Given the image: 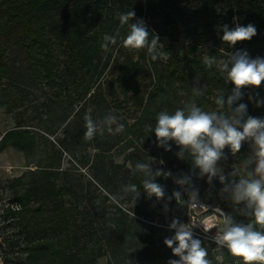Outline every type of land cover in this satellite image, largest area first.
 <instances>
[{
  "label": "trees",
  "instance_id": "obj_1",
  "mask_svg": "<svg viewBox=\"0 0 264 264\" xmlns=\"http://www.w3.org/2000/svg\"><path fill=\"white\" fill-rule=\"evenodd\" d=\"M129 11L135 13L133 24L142 22L149 33V43L157 40L152 53L145 47L135 58L133 51L124 47L131 24H121L117 14ZM238 25H252L256 34L234 44L224 41L225 27L231 31ZM262 34L264 0H0V110L18 116L12 127L4 133L0 130V153L9 147L23 152L29 168L16 179L0 182L4 186L0 189L10 187L13 202L21 205L20 211L8 209L6 214L15 220L12 226L17 232L13 240L5 239L4 264H98L105 254L116 258L124 251L138 227L144 238L159 230L158 251L168 257L178 242L169 247L165 241L173 239L177 231L146 225L156 219L153 213H159L164 202L154 199L152 211L141 220H130L118 208L111 223L95 228L81 222L83 213L67 196L76 200L82 196L70 183H56L66 142L86 140L87 128L81 118L86 108L112 120L119 116L109 98L116 109L122 108V103H132L136 112H141L131 126L122 120L124 128L139 138L145 126L156 128L160 114L174 115L180 110L187 116L192 108L226 119L241 132L249 119L264 123V82L253 91L248 85L237 87L229 76L241 56L264 62V37H257ZM105 35L114 37L116 43L105 41ZM152 55L157 58L152 60ZM113 67H117L116 73L106 80V72ZM117 96L123 99L117 102ZM62 126L63 136L57 134ZM49 136L61 145L58 161L47 162L39 153L41 144L55 148ZM155 137L168 164L172 167L173 160H178L180 175L202 170L191 146ZM131 144L134 146L132 140ZM248 145L245 136L235 153L241 155L238 163L246 181L253 183L257 182L253 166L243 164ZM230 151L234 152L231 147ZM135 180L132 182L137 184ZM183 188L188 202L182 211L176 213L171 193L165 201L172 224L187 222L191 201L197 200L207 209L202 218L210 215L209 208L214 205L227 213L236 211L238 219L251 220L257 230L264 227L255 222L249 200L236 199L237 187L216 195L193 186ZM86 197L90 199V194ZM158 220L165 222L161 216ZM189 231L206 249L209 264H243L241 257L203 231ZM155 243L138 249L148 262L153 259L148 254L155 251ZM175 254L172 252V257ZM111 255L110 263H117Z\"/></svg>",
  "mask_w": 264,
  "mask_h": 264
},
{
  "label": "rangeland",
  "instance_id": "obj_2",
  "mask_svg": "<svg viewBox=\"0 0 264 264\" xmlns=\"http://www.w3.org/2000/svg\"><path fill=\"white\" fill-rule=\"evenodd\" d=\"M236 20L235 18V25L237 24ZM129 24L133 25L131 19L127 22V25ZM257 37L261 38L264 36L262 34ZM110 38L114 37L111 36ZM141 50H131V52L133 51L132 54L136 55L135 58H137L138 51ZM116 71L117 67L111 68L110 71L106 72L105 79H111ZM248 86L251 90L256 91L263 85ZM105 92L106 94L108 93L107 85L105 86ZM116 99L119 102L123 97L117 96ZM108 101L111 103L112 109L119 116L115 120H112L110 117L100 115L98 111H91L89 108L82 110L81 118L85 120L86 116L90 117L96 126V132L92 138L79 143L67 141L66 150H64L62 155V163L60 168L57 169V185L61 186L65 182L70 183L77 194L82 196L79 200L70 198V196H67V199H71L75 206L83 213L80 216V220L84 225L92 223V225L96 226L104 222L109 223L110 220L113 221L114 218H117L118 208L124 210L130 220H141L144 215H149V211H152L153 200L156 199L157 203L164 202V204L161 205L159 213H153L156 219L153 222L148 221L146 225H154L158 228L166 229L171 228V230L176 231L183 225L188 230L192 229L199 233L203 231L214 241L222 234V229L225 226L224 220L226 218L231 219L232 223L236 225L248 226L251 224L253 230L264 232V227L262 230H257L254 222L251 220L247 218L242 220L238 219L239 214L236 211L227 213L214 205H211L209 208V216L205 218L200 216L201 213L207 210L205 209L198 213L200 220L197 217L195 220L190 218L187 222L176 223V227L173 228L169 207L165 204L166 199H169L167 198L169 193L175 198L177 205L176 213H179L183 210L185 203L188 202L187 190L183 187H197L213 193V195L223 190L229 191V189L238 187L241 181H246L243 169L238 163L241 155L231 152V146L226 145L223 149L219 150V158L214 163V174L204 172L203 170H196L191 173L187 171L186 176H182L179 174L180 164L178 160L176 161L174 157L173 166L171 167L164 158L163 152L155 139V129L151 130L150 127L145 126L143 136L139 138L137 134L124 128L122 120L126 121L128 126H131L140 116L141 112H136L132 103H122V108L116 109L110 98ZM17 118L18 116L7 115L3 110H0V130L4 132L12 127ZM73 119L74 117L70 120ZM121 124L123 125V130L117 131ZM63 127L58 129L57 134L63 136ZM260 133L261 131L258 129L256 135ZM49 138L55 142L53 136H49ZM146 138L152 139V141L147 142ZM202 139L205 143H208L210 140L206 136L202 137ZM247 139L249 147L243 164L250 163L253 166L256 181L264 183V172L257 171L261 157L258 155L260 148L256 142V136L249 135ZM131 140L134 142V146L131 144ZM104 141L106 143L101 148L99 144ZM55 144V148L53 149L41 144L39 153L43 157H47V162H51L52 160L58 161L57 151L62 150V148L57 139ZM9 151L7 149L6 153L0 154V166L10 165L13 166L14 170L7 172L8 169L6 168L7 171L5 172L4 167V173L0 176V182L3 183L4 181L7 182L16 179V177L18 178L16 175L20 172L22 173L21 176L26 172L16 170L17 159L9 154ZM186 167L188 168L189 164ZM30 169H34V167ZM177 177H187V180L185 178L186 182L185 180L179 181ZM132 179H136L137 184L132 182ZM146 183L157 184L162 189L163 194L156 196L155 194L149 193L145 187ZM13 193L10 187L0 189V202H9V200L13 202ZM87 194H90V199L86 197ZM160 216L164 218V224H161V221L158 220ZM197 220H199L200 224ZM141 230V227L134 230L135 235L130 240V244L124 251H120L116 258H113L111 254H105L98 260V264H111L110 255L112 260L116 259L117 261V263L112 261V264H171L173 261L177 262V264H182L180 255L175 254L174 257L171 255L174 252V248L178 246V243L173 246L168 257L164 256L158 251L160 231H155L153 236L144 238ZM155 241V245L152 246L155 251L152 254H148L153 259L151 262H148L141 257L138 249L144 248L146 245H151ZM184 254H186V251Z\"/></svg>",
  "mask_w": 264,
  "mask_h": 264
},
{
  "label": "clouds",
  "instance_id": "obj_3",
  "mask_svg": "<svg viewBox=\"0 0 264 264\" xmlns=\"http://www.w3.org/2000/svg\"><path fill=\"white\" fill-rule=\"evenodd\" d=\"M121 24H126L132 17L134 11L126 14H117ZM256 34V29L249 25L247 27L237 26L234 30L228 31L225 27L223 40L236 43L251 39ZM149 33L146 31L142 22L131 25L130 31L123 39V45L131 50H140L147 47L148 52L152 53L157 46V40L154 38L149 43ZM104 40L108 43L115 44L116 40L107 35ZM108 43L103 47L107 48ZM157 57L151 56L152 60ZM208 63H211L209 61ZM225 67H227L225 65ZM229 76L233 83L239 87L243 85H260L264 82V62L256 60L249 61L244 56L235 60ZM243 106H241V109ZM114 119V118H113ZM85 126L87 131L85 138L90 139L96 132V126L90 117H85ZM264 128V123L249 119L243 128V132L238 131L231 126L226 119H218L215 114L202 112L198 108H192L187 116L183 111L177 110L174 115L162 113L158 117V124L155 133L161 142L168 139H175L179 144L191 146L196 156V164L199 165L204 172L214 174V163L219 158V150L226 145H230L235 152L241 147V141L245 136H256V142L260 151L258 155L261 157L257 171L264 172V132L256 135V131ZM121 124L117 131H122ZM209 137L208 143H205L202 137ZM211 145V146H210ZM145 187L149 193L161 196L162 189L154 183H146ZM248 199L250 206L254 207L255 222L264 225V187L259 181L248 183L241 181L236 189V199ZM224 228L222 234L216 238V242L228 248L229 252L242 258L243 264H264V232L253 230V226L234 225L231 219L224 220ZM176 227V223L172 224ZM174 242H178V246L174 248V252L181 256L182 264H209L206 259L207 251L201 246V242L192 238V233L185 226L181 225L173 239L166 240L165 243L172 247ZM186 251V254H184ZM171 264H177L173 261Z\"/></svg>",
  "mask_w": 264,
  "mask_h": 264
},
{
  "label": "built area",
  "instance_id": "obj_4",
  "mask_svg": "<svg viewBox=\"0 0 264 264\" xmlns=\"http://www.w3.org/2000/svg\"><path fill=\"white\" fill-rule=\"evenodd\" d=\"M8 209L12 210L13 212H18L21 210V205L16 202H10V200L9 202H0V264H4L3 246L5 247L6 245L5 239H9V241L13 240L14 232H17V230L12 226L15 220L13 218H8L6 215ZM205 209L206 207L203 204L197 200H192L190 204V210L188 212V219L192 218L195 220L196 217L199 219L198 213ZM199 220L197 221L200 224ZM17 238H20L22 243L23 237L19 236ZM21 256L22 258L26 257L25 254H22Z\"/></svg>",
  "mask_w": 264,
  "mask_h": 264
},
{
  "label": "crops",
  "instance_id": "obj_5",
  "mask_svg": "<svg viewBox=\"0 0 264 264\" xmlns=\"http://www.w3.org/2000/svg\"><path fill=\"white\" fill-rule=\"evenodd\" d=\"M2 132V131H1ZM5 132V131H4ZM2 132V133H4ZM9 149V154L13 155L15 157V159H17L16 164H17V169L16 170H20V171H27L29 168H27V163H26V158L23 152L21 151H17L16 149L9 147L6 148L2 153H0L1 155L6 153V150ZM4 167H5V172L7 171L6 168L8 169L7 172H9V170H14L13 166L7 165V166H0V176L4 173ZM21 172L19 174H17L16 176H21ZM17 178V177H16Z\"/></svg>",
  "mask_w": 264,
  "mask_h": 264
}]
</instances>
